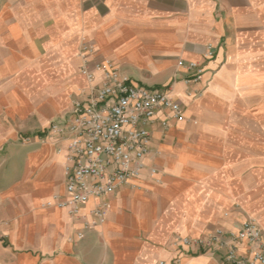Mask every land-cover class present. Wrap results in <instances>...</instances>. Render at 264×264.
I'll use <instances>...</instances> for the list:
<instances>
[{
    "label": "crops",
    "instance_id": "crops-1",
    "mask_svg": "<svg viewBox=\"0 0 264 264\" xmlns=\"http://www.w3.org/2000/svg\"><path fill=\"white\" fill-rule=\"evenodd\" d=\"M105 61L185 120L161 112L141 177L73 217L45 206L65 190L58 145L22 140L70 117L81 69ZM98 202L106 220L85 228ZM250 219L264 235V0H0V264H224L179 241Z\"/></svg>",
    "mask_w": 264,
    "mask_h": 264
},
{
    "label": "built area",
    "instance_id": "built-area-1",
    "mask_svg": "<svg viewBox=\"0 0 264 264\" xmlns=\"http://www.w3.org/2000/svg\"><path fill=\"white\" fill-rule=\"evenodd\" d=\"M214 53L215 47L209 45L207 57ZM180 65L192 72V80H201L204 68L197 62L180 61ZM95 71L101 73V82L91 86L97 80ZM81 73L89 84L85 99L74 103L64 122L51 125V131L65 141V190L45 203L73 217H80L90 201L115 194L141 177L151 150L150 127L161 112L167 113L164 128L171 120H185L182 106L169 91L151 90L133 82L110 61L97 64L95 70L85 66ZM107 211L108 204L98 202L90 210L91 219L84 216L85 228L104 223ZM178 246L182 250L199 247L223 251L224 264H264L263 230L254 219L234 231L218 229L205 238H183ZM179 263V257L172 261Z\"/></svg>",
    "mask_w": 264,
    "mask_h": 264
},
{
    "label": "rangeland",
    "instance_id": "rangeland-1",
    "mask_svg": "<svg viewBox=\"0 0 264 264\" xmlns=\"http://www.w3.org/2000/svg\"><path fill=\"white\" fill-rule=\"evenodd\" d=\"M33 141H36L39 144V146L42 148L46 146L58 145L57 153L59 155H64V152H62V149L64 148L65 141L62 137L58 136L57 134L51 131V125L44 130H39V132L37 131L33 134L25 135L22 140L24 145H29ZM56 193H59V192H56Z\"/></svg>",
    "mask_w": 264,
    "mask_h": 264
}]
</instances>
